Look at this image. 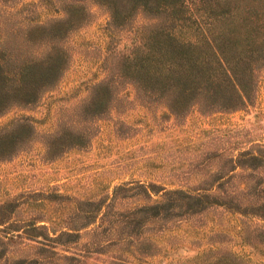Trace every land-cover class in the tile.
Returning a JSON list of instances; mask_svg holds the SVG:
<instances>
[{
  "label": "rangeland",
  "instance_id": "rangeland-1",
  "mask_svg": "<svg viewBox=\"0 0 264 264\" xmlns=\"http://www.w3.org/2000/svg\"><path fill=\"white\" fill-rule=\"evenodd\" d=\"M153 16L160 12L138 8L115 22L103 0H0L6 67L50 50L60 62L36 101L0 113V134L14 129L21 140L0 158V264H194L226 253L264 264V68L255 70L249 100L233 109L174 111L169 96L129 85L97 92L129 31ZM34 31L50 32L54 47L47 38L27 42ZM168 191L209 198L191 207L168 195L138 241L121 240L120 212ZM97 208L107 217L85 226Z\"/></svg>",
  "mask_w": 264,
  "mask_h": 264
},
{
  "label": "trees",
  "instance_id": "trees-1",
  "mask_svg": "<svg viewBox=\"0 0 264 264\" xmlns=\"http://www.w3.org/2000/svg\"><path fill=\"white\" fill-rule=\"evenodd\" d=\"M103 1L115 22L138 8L160 12V17L153 16L149 27L129 31V46L117 55L98 94L110 96L119 86L129 85L134 92L145 96H169L171 103L167 106L174 111L186 107L233 109L249 100L255 70L264 68V0H253L254 4L246 5H241L243 0ZM46 29L50 28L39 27L37 31ZM37 31L26 41L36 43L47 38L49 48L54 45L49 38L50 32ZM52 55L50 50L39 57L18 58L9 68L6 67V52L0 48V113L13 105L31 104L53 85L60 62ZM103 107H107V102L89 111ZM17 141L14 129L0 134V158L21 149V140ZM140 188L151 198L146 187ZM172 194L190 200L191 207L209 198L208 194L168 191L159 201L124 210L118 219L121 240L138 241L139 229L147 219L160 216L166 197ZM212 202L214 200L210 199L206 204ZM89 213L85 226L96 219L104 221L108 214L106 210L101 213L100 208ZM42 259L47 262L50 256ZM13 264H40V261L23 259ZM194 264L245 263L237 255L226 253Z\"/></svg>",
  "mask_w": 264,
  "mask_h": 264
}]
</instances>
